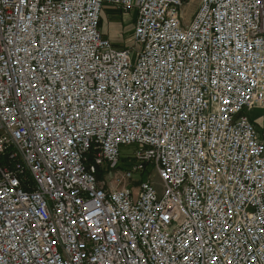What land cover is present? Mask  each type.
<instances>
[{
	"label": "built area",
	"instance_id": "built-area-1",
	"mask_svg": "<svg viewBox=\"0 0 264 264\" xmlns=\"http://www.w3.org/2000/svg\"><path fill=\"white\" fill-rule=\"evenodd\" d=\"M189 1L0 0V264H264V0Z\"/></svg>",
	"mask_w": 264,
	"mask_h": 264
},
{
	"label": "rangeland",
	"instance_id": "rangeland-1",
	"mask_svg": "<svg viewBox=\"0 0 264 264\" xmlns=\"http://www.w3.org/2000/svg\"><path fill=\"white\" fill-rule=\"evenodd\" d=\"M196 0H190L184 7L183 12H185V18L187 16L188 18V10L192 7V4ZM199 4V2H198ZM198 4H195V8H197ZM194 5V4H193ZM106 8V15L109 18V26H108V32L110 36L115 37V40H121L122 42L126 41L129 42L131 39L132 34V27H133V19H134V12L129 11L127 13H123L122 16H119V14L111 12L110 8L113 7L109 4L104 5ZM186 18V19H187ZM133 150V147L123 148L122 153L126 154L127 152Z\"/></svg>",
	"mask_w": 264,
	"mask_h": 264
},
{
	"label": "crops",
	"instance_id": "crops-1",
	"mask_svg": "<svg viewBox=\"0 0 264 264\" xmlns=\"http://www.w3.org/2000/svg\"><path fill=\"white\" fill-rule=\"evenodd\" d=\"M198 2H199V0L194 1V3H193L194 5L192 4V7L189 8V10H188V15H190L193 12V10L195 8L194 7L195 4H198ZM110 11L119 14V16L123 15V12H121L120 10L115 9L114 7H111ZM134 16H135V13H134ZM100 25L102 27V31H103L104 35L111 40V42L113 43V45L116 48L123 49V48H125L127 46L128 42H126V41L122 42L121 40L120 41L119 40H115V37L110 36V34L108 32L109 18L106 15L105 6H103L102 15L100 17ZM243 113L255 125L260 139L264 141V108L252 107L251 109H245L243 111Z\"/></svg>",
	"mask_w": 264,
	"mask_h": 264
}]
</instances>
